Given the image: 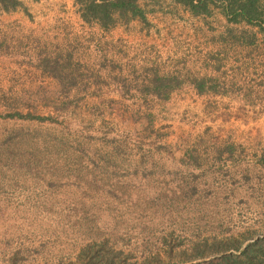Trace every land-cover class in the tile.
I'll return each mask as SVG.
<instances>
[{"label": "rangeland", "instance_id": "obj_1", "mask_svg": "<svg viewBox=\"0 0 264 264\" xmlns=\"http://www.w3.org/2000/svg\"><path fill=\"white\" fill-rule=\"evenodd\" d=\"M65 1L48 27L0 19V264L264 237L261 27L140 0L146 21L79 28Z\"/></svg>", "mask_w": 264, "mask_h": 264}, {"label": "trees", "instance_id": "obj_2", "mask_svg": "<svg viewBox=\"0 0 264 264\" xmlns=\"http://www.w3.org/2000/svg\"><path fill=\"white\" fill-rule=\"evenodd\" d=\"M174 1L186 6L194 15L210 14L211 6L221 3L224 15L230 22L257 24L264 31V14L260 6L262 0ZM75 4L85 21L97 22L105 29L116 27L121 21L127 23L138 18L147 20V11L141 6L140 0H75ZM23 7V0H0V12H11ZM246 39L241 36L239 43H250ZM168 87L164 83L157 88ZM196 87L199 92H203L206 90V81L201 80ZM59 264H264V237L205 239L188 245L165 240L162 247L142 260H133L131 254L113 248L109 241L104 240L84 246L76 260Z\"/></svg>", "mask_w": 264, "mask_h": 264}, {"label": "crops", "instance_id": "obj_3", "mask_svg": "<svg viewBox=\"0 0 264 264\" xmlns=\"http://www.w3.org/2000/svg\"><path fill=\"white\" fill-rule=\"evenodd\" d=\"M63 2L66 1L65 0H39V1L23 0L27 12L25 11L24 8H19L11 12L2 11L0 13V19L3 20L4 22L3 26L5 25L6 29L13 26L14 29L22 28L25 30V26L29 25L28 27L32 31L37 27V24H34L30 19L32 18V16H35L36 18H39L41 20L45 19L46 22L43 25L48 27L52 21H55L54 18L59 21H61L59 17L65 18L66 14L65 15L63 14L65 12L62 10H61L62 12H60V10L57 11V8L54 7L56 4L59 5V7H61V4ZM75 16L77 17L79 23H81L79 24V28L80 26L82 28L85 24H87V21H85L82 18L80 12H75ZM68 20H70V18ZM58 27H60L61 31L63 32V35H65L66 33L69 32L72 25L69 24V21H67V24L60 25Z\"/></svg>", "mask_w": 264, "mask_h": 264}]
</instances>
